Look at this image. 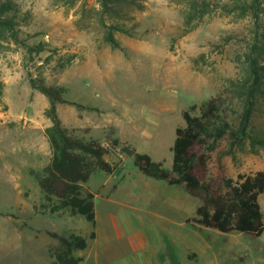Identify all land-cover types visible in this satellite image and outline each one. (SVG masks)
<instances>
[{
  "label": "rangeland",
  "instance_id": "374dc122",
  "mask_svg": "<svg viewBox=\"0 0 264 264\" xmlns=\"http://www.w3.org/2000/svg\"><path fill=\"white\" fill-rule=\"evenodd\" d=\"M21 1L32 14L23 26L27 43L48 48L32 54L20 48L0 57V264H58L60 240L52 233L87 238V247L73 252L83 257L79 264H264V232L253 238L187 222L200 199L183 185L146 176L122 150L149 153L170 167L176 129L185 126L183 112L196 105L191 112L199 115L207 99L222 94L229 117L237 120L255 82V65L249 131L264 137V14L258 20L217 14L179 37L182 7L147 0L145 11L131 9L137 37L117 34L122 50L100 46L97 33L79 29L75 9L54 0ZM40 74L47 84L66 87L69 101L95 107L58 105L76 135L121 141L112 157H122L119 167L111 174L97 170L85 184L96 194L95 223L69 208L53 210L57 198H48L40 186L52 155L45 133L49 100L29 80ZM229 144L222 140L218 150ZM210 155L217 174L218 151ZM223 162L234 178L255 173L264 169V146L253 148L248 138ZM259 201L264 213V192Z\"/></svg>",
  "mask_w": 264,
  "mask_h": 264
},
{
  "label": "trees",
  "instance_id": "16d2710c",
  "mask_svg": "<svg viewBox=\"0 0 264 264\" xmlns=\"http://www.w3.org/2000/svg\"><path fill=\"white\" fill-rule=\"evenodd\" d=\"M182 7L183 23L179 37L195 30L206 18L214 15H227L242 18L253 15L258 20L264 14V0H171ZM57 6L75 9V25L79 29L97 33L100 46L109 45L112 49H122L118 33L137 37V23L131 9L145 11L147 0H54ZM31 12L23 9L21 0H0V57L6 51L27 48L29 54L43 51L45 47L30 46L24 37L23 26L31 18ZM97 30V31H96ZM194 59L198 65L199 59ZM255 82L250 84L246 94L244 109L238 119L232 120L227 111L222 94L207 99L200 106V114L194 115L196 105L185 110V126L176 129L172 146L173 158L170 167L156 161L146 152H137L123 147V152L134 156L139 170L168 185H183L185 191L200 199L196 216L187 218L200 226L217 229L221 232L238 231L256 238L264 232V213L259 197L264 192V169L255 173L239 174L234 178L227 173L223 162L227 154L233 153L249 138L252 147L264 146V137L254 136L249 131L253 111L254 86L258 80V66L255 65ZM31 86L43 93L49 100L45 115L51 125L45 130L51 147V159L39 183L48 198H57L53 210L69 208L83 215L88 221L96 222V194L85 184L92 174L101 170L113 173L123 162L112 161L118 156L121 144L117 137L104 143L100 139H85L76 135L62 121L58 105L72 103L79 108L95 107L69 101L65 97L67 88L47 84L42 74L30 76ZM5 81L0 70V106L3 104ZM230 139L228 149L218 150L220 142ZM218 151L217 174L211 170L210 152ZM60 240L55 248L56 263L79 264L83 257L75 256L76 249H85L88 241L85 236L72 234L69 237L52 233Z\"/></svg>",
  "mask_w": 264,
  "mask_h": 264
}]
</instances>
